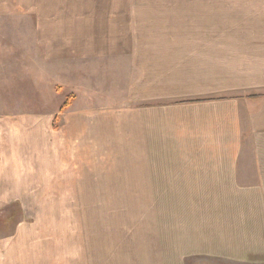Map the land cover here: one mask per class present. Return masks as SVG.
Listing matches in <instances>:
<instances>
[{"label":"rangeland","instance_id":"1","mask_svg":"<svg viewBox=\"0 0 264 264\" xmlns=\"http://www.w3.org/2000/svg\"><path fill=\"white\" fill-rule=\"evenodd\" d=\"M23 1L0 0V59L15 18L24 45L23 98L0 100V264H166L176 238L222 264L218 198L147 194L137 108L216 78L255 91L264 0Z\"/></svg>","mask_w":264,"mask_h":264},{"label":"crops","instance_id":"2","mask_svg":"<svg viewBox=\"0 0 264 264\" xmlns=\"http://www.w3.org/2000/svg\"><path fill=\"white\" fill-rule=\"evenodd\" d=\"M7 4L11 5V0ZM16 21L17 18L10 38L9 30L1 35L7 47L0 59V100L11 95L13 99L23 98L19 80L23 70V31ZM39 43V33L32 32L31 56L36 62ZM257 49L260 58L264 45ZM260 59L255 68V91L241 87L237 81L216 78L208 82L209 92L214 93L170 103L145 100L138 105H147L137 108L147 115L144 157L137 163L142 165L147 194L210 198L211 207V199L218 198L214 208L224 213V237H208L203 243L212 247L208 252L219 251L209 253V260L222 264H264V97L248 99L250 94L264 95V59ZM93 75H83L81 84L92 85ZM98 76L101 74L95 75L96 90L91 88L94 91L105 84L97 80ZM188 241L175 239L177 252L167 258L170 262L166 264H192V260L200 258L194 252L197 248L189 247L195 244L193 240Z\"/></svg>","mask_w":264,"mask_h":264},{"label":"trees","instance_id":"3","mask_svg":"<svg viewBox=\"0 0 264 264\" xmlns=\"http://www.w3.org/2000/svg\"><path fill=\"white\" fill-rule=\"evenodd\" d=\"M264 95H257V94H251L248 96L249 100L257 99V98H263Z\"/></svg>","mask_w":264,"mask_h":264}]
</instances>
